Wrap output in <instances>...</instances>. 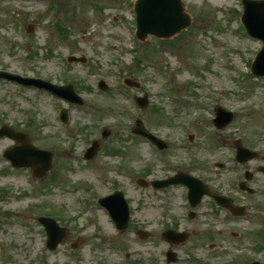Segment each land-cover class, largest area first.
<instances>
[{"label": "rangeland", "instance_id": "1", "mask_svg": "<svg viewBox=\"0 0 264 264\" xmlns=\"http://www.w3.org/2000/svg\"><path fill=\"white\" fill-rule=\"evenodd\" d=\"M134 1L0 0V70L58 85L75 81L86 106L95 105L102 113L95 118L70 108L64 126L57 118L64 103L0 82V125L24 132L29 144L53 152L51 169L36 180L29 169L8 166L2 153L14 143L0 139V264H147L146 258L164 264L162 254L169 248L177 255L175 264H264V250L253 244L264 231V174L255 172L264 165V78L249 74L261 43L246 38L240 27V0H182L190 27L168 40L148 36L143 42L133 35ZM105 3L111 5L98 7ZM27 25L31 34L24 33ZM71 55L85 56L87 63L67 65ZM125 78L140 88L126 87ZM99 80L108 86L107 93L97 89ZM144 95L148 105L139 110L133 97ZM172 99L185 109L173 111ZM215 107L234 113L219 131L211 125ZM135 118L171 140L163 156L127 134ZM102 128L111 135L102 139ZM184 133L192 135L191 142L180 141ZM236 139L258 150V157L234 166L229 146ZM92 140L98 151L87 163L82 157ZM244 169L253 174L252 196L240 194L235 184ZM176 170L202 179L212 192L235 195V204L245 205L248 217L232 219L204 198L197 217L187 221L181 188L142 190L135 184L137 177L167 178ZM87 188L94 197L112 190L124 194L131 209L125 231L114 232L99 210L80 214L90 208L84 203ZM38 215H51L67 228V242L54 252L45 248ZM166 228L190 238L170 246L160 237ZM139 229L150 237L141 241L135 233ZM73 242L79 243L77 250L70 248ZM107 242L121 249L115 252V245L106 251L101 244ZM122 251L131 255L129 261L121 260Z\"/></svg>", "mask_w": 264, "mask_h": 264}, {"label": "water", "instance_id": "2", "mask_svg": "<svg viewBox=\"0 0 264 264\" xmlns=\"http://www.w3.org/2000/svg\"><path fill=\"white\" fill-rule=\"evenodd\" d=\"M242 5L244 11L241 20L246 27L247 32L251 36L258 37L263 42V48L257 55L251 67V71L255 74L264 75V0H242ZM134 10L137 15V35L141 40L144 39L148 34L159 38H170L180 30L190 25V18L184 13L183 5L180 0H137ZM69 61L84 62V59L76 60L74 58H70ZM102 86L104 87L103 84ZM68 90V92L72 91L70 88ZM138 102L141 107H144L146 104L145 99H138ZM62 119L64 122L67 121L66 112H63ZM229 120L230 118L222 122L221 126L228 123ZM136 125L137 126L134 128V133L146 135L141 128L140 121H138ZM1 135L13 137L21 144L20 149H17V151L15 150L16 152L6 153V156L11 159L12 165L14 167H30L34 170V174L37 177H43L50 169L52 153L39 151L28 146L26 137L10 131V129L6 127L1 129L0 136ZM95 147L96 146H94L91 151L86 154L87 158L92 157ZM159 147L161 148L164 146ZM237 151V159L242 163L255 156L254 153L243 149L240 145H237ZM260 170L264 171L262 169ZM176 178L178 177L167 180L164 184H159L158 186L165 187L170 184H175L178 182ZM190 185L191 203L196 205L202 197L203 192L198 186L197 188L194 184ZM115 197L120 201L119 209L121 210V208L124 206V202L121 199V194H116L110 198L112 199ZM215 200L218 204L230 209L229 206H225V204L222 203V198L215 197ZM102 201L104 202L107 200L104 199ZM38 221L46 226L48 248L54 249L56 244L59 243L61 238L64 236V230L59 229L50 219L38 218ZM116 222L118 223L120 229H124L127 225L126 213L123 216H116ZM165 235L167 239H170V241H175V243L182 242L186 239L185 234H173L172 232H166L164 236ZM172 235H174V238L171 237Z\"/></svg>", "mask_w": 264, "mask_h": 264}, {"label": "flooded vegetation", "instance_id": "3", "mask_svg": "<svg viewBox=\"0 0 264 264\" xmlns=\"http://www.w3.org/2000/svg\"><path fill=\"white\" fill-rule=\"evenodd\" d=\"M175 173V172H174ZM173 173V174H174ZM146 190H150V187L148 188V189H146ZM152 190V189H151ZM201 205V204H200ZM200 208V207H199ZM196 217H197V213H196ZM203 246H198V248H202ZM207 248H209V249H211L212 248V246H206ZM215 247H216V245H213V248L215 249ZM216 250V249H215ZM102 260H103V258H102ZM99 264H101V261H100V263Z\"/></svg>", "mask_w": 264, "mask_h": 264}]
</instances>
